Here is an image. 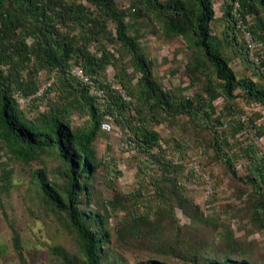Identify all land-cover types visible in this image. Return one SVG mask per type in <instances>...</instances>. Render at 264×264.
Returning a JSON list of instances; mask_svg holds the SVG:
<instances>
[{
	"label": "trees",
	"instance_id": "obj_1",
	"mask_svg": "<svg viewBox=\"0 0 264 264\" xmlns=\"http://www.w3.org/2000/svg\"><path fill=\"white\" fill-rule=\"evenodd\" d=\"M223 7L225 44L233 48L247 68L264 77V47L256 63L250 58L245 43L236 38L238 32L247 30L264 46V0H224ZM147 13L161 21L166 36H180L192 51L186 64L187 77L191 84H197L200 77L204 79V96L199 93L192 97L176 96L152 78L150 60L141 51L137 34L128 32L125 19L128 16L138 19ZM253 14L257 18L250 21L249 16ZM213 19V0H132L127 7H118L114 0H0V149L25 163L43 153H53L63 162L66 181L62 186L49 184L43 170H35L39 193L79 248L78 254H69L62 247H51L61 257V264H105L104 253L110 251L108 217L88 207L90 181L99 166L93 142L102 121H109L108 117L119 120L125 109L138 111L137 104L146 103L151 110L170 116L186 114L194 126L211 129L216 155L234 177L250 185L255 195L254 220L264 226V158L251 141L233 150L227 134L213 128L215 121L221 123L213 117V101L218 96L228 102L238 98L235 91L241 89V97L248 103L264 106V87L249 77L235 76L219 42L210 32ZM108 21L114 23V34L106 31ZM100 38L119 42L131 55V65L141 73L135 89L127 88L120 74L106 82L97 77L98 71L114 58ZM92 41L98 42L99 50H90ZM73 65H80L91 83L73 76L70 73ZM41 69L54 71V85L46 90L55 89L64 101L48 102L45 110H38L28 119L18 110L13 92L20 91L25 96L35 93L36 77ZM113 82L121 85L128 100L112 87ZM72 107H78L88 116L85 126L76 129L71 126L68 117ZM243 127L244 122L237 120L229 135L234 137ZM127 129L132 132L126 138L127 144L139 152L149 153L161 140L160 134L146 127L143 119ZM239 158L247 161L243 164L244 175L236 170L235 160ZM0 169L1 190L8 187L10 171ZM154 187L163 193L161 186ZM142 218L143 214L133 215L132 232H137L136 222ZM11 228L12 248L20 263L26 264L20 234ZM183 244L174 240L159 245L165 253L167 250L187 263L198 264L200 252ZM202 260V264H252L230 258L204 257ZM148 264L159 263L149 261Z\"/></svg>",
	"mask_w": 264,
	"mask_h": 264
},
{
	"label": "rangeland",
	"instance_id": "obj_2",
	"mask_svg": "<svg viewBox=\"0 0 264 264\" xmlns=\"http://www.w3.org/2000/svg\"><path fill=\"white\" fill-rule=\"evenodd\" d=\"M114 1L118 7H127L132 0ZM223 2L213 0L210 32L219 42L235 76L249 77L264 87V77L247 68L233 48L225 44ZM249 18L255 21L257 15ZM125 19L129 24L128 32L139 37L140 49L150 60L151 76L156 82L176 96L192 97L196 93L204 96V79L200 77L197 84H191L187 77L186 64L192 51L180 36H166L161 21L151 18L150 13L138 19L133 16ZM106 31L114 34V23L108 21ZM246 31L238 32L236 38L245 43L250 58L259 63L256 57L260 58L263 43L255 39L259 44L252 50L245 40ZM100 40L114 58L98 71L97 77L106 82L120 74L126 80V87L135 89L141 73L131 65V55L117 41ZM99 46L96 41L89 44L90 50H99ZM55 79L54 71L41 69L36 77L38 90L35 93L25 96L20 91L13 92L14 97L23 99L17 101V107L25 118L45 110L48 102L63 103L64 99L55 89L46 90L54 85ZM235 93L239 97L234 100L226 102L218 96L213 101V117L221 121H215L213 128L227 134L233 150L250 142L249 135L242 130L234 137L229 135L232 125L237 120L242 122V116H246L247 124L256 127L259 133L264 132V106L248 103L241 97V89H236ZM141 105L137 104L138 111L125 109L119 120L108 117L112 129L100 128L93 142L99 166L90 181L88 207L108 217L110 251L104 253L103 263L190 264L176 254L167 253L166 249L165 253L159 245L180 240L181 244L200 252L198 264L203 263L204 257L264 264V226L258 225L252 214L255 195L250 185L234 177L216 155L212 130L194 126L186 114L170 116L151 110L146 103ZM87 118L78 107H72L68 120L76 129L85 126ZM139 119L161 137L149 153L139 152L127 144L126 138L132 133L127 127L137 125ZM246 162L243 158L235 160L240 175L246 172L243 165ZM0 167L10 171L8 187L0 190V264H21L11 245V226L20 234L26 264H61V257L51 251L53 246L78 254L75 238L45 203L35 178V170L42 169L49 184L64 185L63 162L53 153H43L25 163L0 149ZM154 185L161 186L163 193ZM137 214H143V218L136 222L138 230L134 233L131 226L133 215Z\"/></svg>",
	"mask_w": 264,
	"mask_h": 264
},
{
	"label": "built area",
	"instance_id": "obj_3",
	"mask_svg": "<svg viewBox=\"0 0 264 264\" xmlns=\"http://www.w3.org/2000/svg\"><path fill=\"white\" fill-rule=\"evenodd\" d=\"M245 40H246L247 45L252 50L257 49V45L259 43L256 42V40L253 38L250 31L245 32ZM251 55L252 57L254 56L253 53ZM256 60L259 61V58L256 57ZM70 73L85 83H91V80L89 79L88 75L85 74V72L83 71L80 65H73L70 69ZM49 84L50 83H48V85ZM112 87L120 92L123 99L125 100L129 99V96L126 94V92L124 91V89L121 87L120 84L113 82ZM16 99L17 101L23 100L20 96H16ZM241 119L244 122V127L242 131L246 132L249 135L250 141L254 144V146L258 150V154L264 158V134L259 133L256 127H252L251 125H248L246 122L247 121L246 116H242ZM100 128L105 131H110L112 129V124L109 121L104 120L100 123Z\"/></svg>",
	"mask_w": 264,
	"mask_h": 264
}]
</instances>
